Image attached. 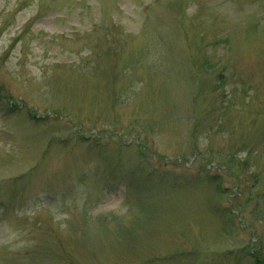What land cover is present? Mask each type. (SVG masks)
<instances>
[{
    "label": "rangeland",
    "instance_id": "rangeland-1",
    "mask_svg": "<svg viewBox=\"0 0 264 264\" xmlns=\"http://www.w3.org/2000/svg\"><path fill=\"white\" fill-rule=\"evenodd\" d=\"M0 90V264L264 259V0H0Z\"/></svg>",
    "mask_w": 264,
    "mask_h": 264
},
{
    "label": "trees",
    "instance_id": "trees-1",
    "mask_svg": "<svg viewBox=\"0 0 264 264\" xmlns=\"http://www.w3.org/2000/svg\"><path fill=\"white\" fill-rule=\"evenodd\" d=\"M199 45H201V46H206V44H205V42H204V44H199ZM213 45V44H212ZM206 61L209 63L210 62V59H206ZM210 67H212V64H211V66ZM223 77V74L222 73H220L219 74V76H218V80H220V82L222 81L223 82V79H221ZM0 102H3L4 103V105L2 104V107H1V110L2 111H6V110H9V109H12V110H21V105H19L16 101H14L13 100V98H12V96L11 95H4V92L2 91V90H0ZM1 104V103H0ZM27 114H29V116H30V118H31V120L32 121H37V122H39L40 120H41V117H39L38 116V114L36 113V112H31V111H27ZM47 117H49L48 115H46ZM53 118H55L56 120H58L59 118L56 116V115H54V117ZM73 120H75V118L73 117L70 121H73ZM79 133V132H78ZM106 135H107V132L105 133ZM120 135V133H118V136ZM82 139H83V136H80ZM103 137V136H102ZM95 140H97V141H100L101 139H99V138H95ZM120 142L121 143H123V141L120 139ZM99 144V143H98ZM125 145V144H124ZM137 146H138V148H139V151H140V153H141V155H142V157H144V158H146L147 157V153H148V151H150L149 150V147L147 146V144L145 143V142H143V141H140L138 144H137ZM110 152V155L109 156H106V161L107 160H109V162H110V160H111V158L112 159H114L115 158V154H114V152H113V150L111 149V151H109ZM102 153H105L104 151H102L101 152V154ZM227 157L228 158H230V160L231 161H235V154H233V153H231V154H228L227 155ZM116 159V158H115ZM237 161V160H236ZM246 161H248V159L247 160H245L244 162H246ZM212 167H214V164H212ZM226 170L228 171V172H233L234 174H236V172L233 170V168H232V166L231 165H227L226 166ZM110 169V168H109ZM116 169H117V167H116ZM229 169V170H228ZM110 170H112V171H114L113 169H110ZM252 171V170H251ZM115 173H114V175L115 176H117L116 175V171H114ZM252 176H254L252 179H254L253 180V182L252 181H250V180H247V179H245V187L243 186V189L241 190V192H240V194L241 195H243L244 193L247 195V199H249V198H253V194H252V192H254L256 189H257V186H258V181H256L257 179H258V177H257V173H255L254 175H252ZM122 179V178H121ZM215 179V178H214ZM262 180V179H261ZM262 184V183H261ZM222 186H220L219 187V189L221 188ZM256 192H258V191H256ZM255 260H256V263L257 264H259L260 262H264V259L262 258V257H260L259 255L257 256V255H255Z\"/></svg>",
    "mask_w": 264,
    "mask_h": 264
}]
</instances>
